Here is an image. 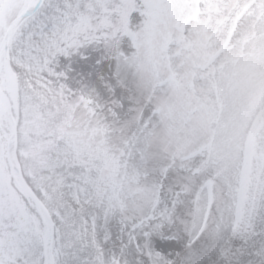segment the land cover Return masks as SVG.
<instances>
[{
    "label": "snow or ice",
    "instance_id": "obj_1",
    "mask_svg": "<svg viewBox=\"0 0 264 264\" xmlns=\"http://www.w3.org/2000/svg\"><path fill=\"white\" fill-rule=\"evenodd\" d=\"M0 264H264V0H0Z\"/></svg>",
    "mask_w": 264,
    "mask_h": 264
}]
</instances>
